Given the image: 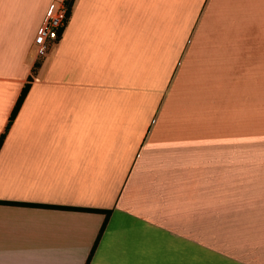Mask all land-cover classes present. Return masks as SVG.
<instances>
[{"label":"crops","instance_id":"0c3cea01","mask_svg":"<svg viewBox=\"0 0 264 264\" xmlns=\"http://www.w3.org/2000/svg\"><path fill=\"white\" fill-rule=\"evenodd\" d=\"M62 1L0 0V264H84L74 208L87 264H264V0H73L37 56Z\"/></svg>","mask_w":264,"mask_h":264},{"label":"built area","instance_id":"2783aa9c","mask_svg":"<svg viewBox=\"0 0 264 264\" xmlns=\"http://www.w3.org/2000/svg\"><path fill=\"white\" fill-rule=\"evenodd\" d=\"M66 19V6L63 1L54 2L48 7L32 41L37 56L46 53L47 40L54 41L58 38Z\"/></svg>","mask_w":264,"mask_h":264},{"label":"trees","instance_id":"16d2710c","mask_svg":"<svg viewBox=\"0 0 264 264\" xmlns=\"http://www.w3.org/2000/svg\"><path fill=\"white\" fill-rule=\"evenodd\" d=\"M72 1L73 0H63L64 4L66 6V13H67V15L69 13V8L71 6ZM28 80H30V77L29 76L27 77V82H25L23 84V86L21 87V90H20L18 96L16 97V100H15L13 106H12V109H11V111L9 113V116H8V119H7V123H6L5 129L0 134V145H1V142H2V139L4 137V133H5L6 129L8 128V126H9L10 122L12 121V119L14 118V116H15V114H16V112H17V110H18V108H19V106H20V104H21V102H22V100H23L26 92H27V89H28ZM58 208H66V207H58ZM74 209L88 210V211H96V212H101V213L104 214V219H103V221H102V223H101V225H100V227L98 229V232H97V234L95 236V239L93 241V244H92V246H91V248H90V250H89V252L87 254V257L85 259L84 264H87L88 261H89V259H90L91 254L93 252V249L95 247V244H96V242H97V240H98V238H99V236H100V234H101V232L103 230V227H104V224H105V221H106V218H107V215H108L109 210H107V209H95V208H74Z\"/></svg>","mask_w":264,"mask_h":264},{"label":"rangeland","instance_id":"374dc122","mask_svg":"<svg viewBox=\"0 0 264 264\" xmlns=\"http://www.w3.org/2000/svg\"><path fill=\"white\" fill-rule=\"evenodd\" d=\"M168 252V251H167ZM170 256H172V255H170ZM170 256H167V254H166V257L168 258V257H170Z\"/></svg>","mask_w":264,"mask_h":264}]
</instances>
